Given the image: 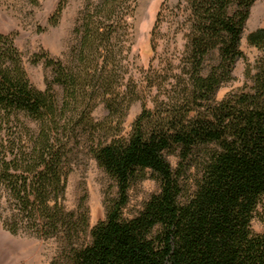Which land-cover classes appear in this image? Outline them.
Wrapping results in <instances>:
<instances>
[{"label":"trees","instance_id":"obj_1","mask_svg":"<svg viewBox=\"0 0 264 264\" xmlns=\"http://www.w3.org/2000/svg\"><path fill=\"white\" fill-rule=\"evenodd\" d=\"M68 1L58 3L52 26ZM256 1L180 0V74L154 108L129 74V19L138 0H87L65 59L36 56L51 70L45 90L31 83L16 36L0 32L4 229L59 241L63 263L52 264H264V231L253 229L255 220L264 224V28L247 37L262 53L248 65V83L217 99L245 59ZM136 102L143 109L126 134ZM100 105L107 115L96 120ZM84 152L116 187L106 219L94 227L87 209L64 204ZM148 176L159 190L128 219L130 191Z\"/></svg>","mask_w":264,"mask_h":264},{"label":"rangeland","instance_id":"obj_2","mask_svg":"<svg viewBox=\"0 0 264 264\" xmlns=\"http://www.w3.org/2000/svg\"><path fill=\"white\" fill-rule=\"evenodd\" d=\"M87 0H69L57 26L50 24L60 0H0V32L14 34L16 46L22 54L24 67L31 83L39 90L46 89L51 70L43 62L35 63L36 56L48 53L52 58L64 60L74 41V29ZM180 0H138L133 16V46L129 58V74L133 76L139 92L146 97L148 108H154L156 99H163L172 91L176 82L173 76L180 74V60L185 41L178 24L177 6ZM264 28V0H257L243 35L241 49L245 59L237 62L234 80L224 85L217 99L242 89L247 83L248 65H254L262 53L247 42L250 33ZM155 46V50L153 47ZM150 78L158 88H151ZM58 95L61 90L56 88ZM142 102H136L129 111L124 128L131 131L135 119L141 114ZM107 115L103 105L94 112L96 120ZM173 167L177 158L169 157ZM65 207L77 212L87 209L90 226L94 227L107 217L108 206L116 196L114 182L86 152L81 153L67 179ZM159 185L152 177L136 184L130 191V202L125 209L128 219L136 216L149 198L157 193ZM253 229L264 231L260 220L253 222ZM62 248L55 239H43L29 233L12 235L4 229L0 220V264H52L63 263Z\"/></svg>","mask_w":264,"mask_h":264}]
</instances>
